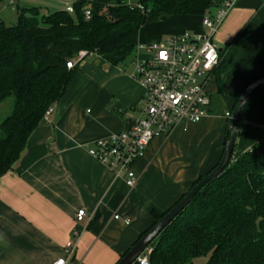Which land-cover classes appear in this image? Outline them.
Here are the masks:
<instances>
[{"label":"crops","instance_id":"obj_1","mask_svg":"<svg viewBox=\"0 0 264 264\" xmlns=\"http://www.w3.org/2000/svg\"><path fill=\"white\" fill-rule=\"evenodd\" d=\"M225 1L217 0L216 7ZM204 15L201 10L149 14L138 42L202 34ZM241 33L247 40L232 48ZM215 42L221 60L206 80L209 114L186 131L180 125L154 138L134 163L135 187L116 178L87 146L130 129L141 116L143 87L133 75L137 56L113 65L94 54L74 67L65 93L31 134L19 161L0 178V264H52L63 257L66 264H117L152 226L153 212L169 210L219 163L227 114L247 86L264 77V0H236ZM116 103L125 109L123 115L113 111ZM242 117L235 157L264 139V84L253 90ZM82 208L94 218L68 256L66 244Z\"/></svg>","mask_w":264,"mask_h":264},{"label":"trees","instance_id":"obj_2","mask_svg":"<svg viewBox=\"0 0 264 264\" xmlns=\"http://www.w3.org/2000/svg\"><path fill=\"white\" fill-rule=\"evenodd\" d=\"M135 2L142 8L128 0H80L73 4V13L61 9L42 17L38 7L17 4L16 25L0 20V104L13 97L12 112L0 121V178L19 161L31 134L65 93L74 73L67 62L80 51L121 65L135 57L149 14L187 15L217 6V0ZM86 8L91 11L89 18ZM247 38L241 33L232 48ZM112 109L125 113L119 103ZM242 124L241 114L234 157ZM171 208L162 214L153 212L155 221L140 238ZM152 246L149 264H198L204 257L201 264H264V139L241 152L219 177L203 186Z\"/></svg>","mask_w":264,"mask_h":264},{"label":"built area","instance_id":"obj_3","mask_svg":"<svg viewBox=\"0 0 264 264\" xmlns=\"http://www.w3.org/2000/svg\"><path fill=\"white\" fill-rule=\"evenodd\" d=\"M55 1L64 5L67 12L75 11L73 4L64 3L63 0ZM128 2L142 8L141 3H134V0ZM235 2L226 0L223 7L208 8L202 21L205 27L202 34L185 32L169 36L161 42H138L133 75L143 87L142 114L130 129L96 140L87 146L88 153L110 168L115 177L123 179L127 186L137 185L139 175L134 169V163L144 155L154 138L167 135L180 125L186 131L190 124L201 121L209 114L210 96L206 80L221 60L215 36ZM85 15L87 18L91 16L89 8L85 9ZM93 55V52L82 50L67 62V67L72 69ZM50 112L51 108L46 116ZM227 116L230 118L231 113ZM93 218L94 214H88L83 208L77 211V225L66 244L68 256L74 254L83 231ZM115 218L120 217L116 215ZM123 221L130 223L128 219ZM152 251L153 246L150 245L137 261L149 264ZM66 261L63 257L52 264H66Z\"/></svg>","mask_w":264,"mask_h":264},{"label":"water","instance_id":"obj_4","mask_svg":"<svg viewBox=\"0 0 264 264\" xmlns=\"http://www.w3.org/2000/svg\"><path fill=\"white\" fill-rule=\"evenodd\" d=\"M263 84L264 77L255 80L249 86H247V88L239 97L237 104L228 120L229 132L227 133V135H229V138L226 142L224 153L218 165L212 170V172L203 177L195 186H193L162 219H160L144 236H142V238L138 240V242L134 246H132V248L120 259L117 264L134 263L138 259V257L145 251V249L157 240L161 232L176 218V216L191 203V201L201 190V188L210 181L219 177L223 173L225 168L230 165L232 160L235 158L234 146L238 132V121L242 114V110L253 90Z\"/></svg>","mask_w":264,"mask_h":264},{"label":"rangeland","instance_id":"obj_5","mask_svg":"<svg viewBox=\"0 0 264 264\" xmlns=\"http://www.w3.org/2000/svg\"><path fill=\"white\" fill-rule=\"evenodd\" d=\"M80 0H63L64 3L74 4ZM11 4V5H9ZM22 7H38L40 9V17L48 16L49 14L64 9V5L55 0H21L19 3ZM20 11L17 9V4L14 5L9 0H3L0 3V20H3L6 25H16L19 20ZM137 56V53L135 54ZM13 109V97L8 98L6 101L0 104V121L6 116L10 115ZM206 257L199 258L198 264L204 263Z\"/></svg>","mask_w":264,"mask_h":264}]
</instances>
